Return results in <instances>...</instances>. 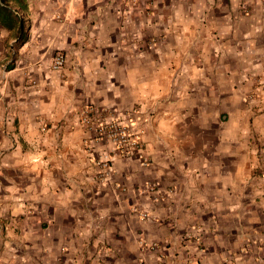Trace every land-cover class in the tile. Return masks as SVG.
I'll list each match as a JSON object with an SVG mask.
<instances>
[{
	"label": "crops",
	"instance_id": "0c3cea01",
	"mask_svg": "<svg viewBox=\"0 0 264 264\" xmlns=\"http://www.w3.org/2000/svg\"><path fill=\"white\" fill-rule=\"evenodd\" d=\"M112 1L0 0V264H78L87 252L110 264L141 257L159 264L155 252H141L139 238L172 241L186 227H200L190 230L200 239L187 252L192 264H264V156L250 139L260 132L264 142V112L250 125L240 105L251 89V60L213 64L210 74L189 64L184 83L158 85L161 73L139 72L138 51L126 68L109 58L127 13ZM213 1L202 11L225 47L251 49L252 27L235 9L242 0ZM8 13L12 26L3 23ZM57 51L66 54L58 71L50 68ZM198 70L204 91L188 92L200 82ZM88 106L108 109L107 118L137 106L152 111L143 139L153 165L116 155L99 179L91 156L113 146L81 123ZM144 179L158 182L154 194L165 193L164 201L140 191ZM139 205L151 217L131 212ZM98 213L101 228L93 230L90 216Z\"/></svg>",
	"mask_w": 264,
	"mask_h": 264
},
{
	"label": "rangeland",
	"instance_id": "374dc122",
	"mask_svg": "<svg viewBox=\"0 0 264 264\" xmlns=\"http://www.w3.org/2000/svg\"><path fill=\"white\" fill-rule=\"evenodd\" d=\"M109 4L113 5L112 8L114 10L127 12L125 14L126 16L121 19L122 21L120 20L121 24L119 23L125 28L124 30L122 29L123 33L112 35L115 42H117L109 46V58L114 59L117 62L116 64H124L126 68L130 66L131 61L136 59V52L138 51V59L140 60L139 72L146 74L147 70L150 69L154 70V72L161 73L160 82L158 81L156 83L158 85L161 84L163 86L162 84L167 82L166 79H169L168 81L171 80L169 82L171 87L174 83L180 81L184 83L185 78L183 73L185 74L190 68L189 64L192 68L189 70L195 71V66L197 65V68L202 70L204 74H210L213 64L225 63L227 65L229 59L231 61L235 57L250 59L253 65L251 71L253 74L252 81L249 84L251 89L246 92L244 98L240 99V105H245L248 108L249 111L246 120L249 121L250 125L256 123L257 116L264 112V76L261 75L264 72V2L261 0H242L240 8L237 2L235 9L240 12L244 10V14L247 16V18L241 20L243 23L242 26L252 27V48L244 49L241 47L235 51H231V47H225L227 43L225 37L220 36L217 29L212 27L214 18H209L205 13V11L215 6L216 3L213 0L209 2H203V0H129L127 2L124 0L123 2L117 1V3L113 0ZM153 12L155 13L154 15H152ZM186 13L192 15V17L184 16ZM163 14H168V16ZM171 14L175 16L171 17ZM63 20L60 19L59 21ZM137 26L140 27V33H131L132 30H136ZM186 63H188V66ZM163 69H167L165 74L167 76L162 74ZM199 70L196 79L200 80L196 81L200 82L196 84L191 83L193 87L194 85L196 87L186 88L188 92L192 90V92L198 91L202 93L204 91L200 77L201 72ZM197 86H200V90H197ZM236 105L238 106L239 102ZM210 106L213 113L219 108H216L213 102H211ZM139 107H133L131 110H136L137 113L134 117V127L142 130V133H140V153L142 157H137L136 155L119 157L137 159L142 167L147 168L153 165V158L147 151L143 136L152 127L154 115L152 111H148V109L142 110ZM236 108L238 109V107ZM220 110L224 111L223 106ZM228 118L229 114L227 112L220 114L221 121H228ZM243 120L244 114L236 113L235 121L240 122ZM89 132L94 139V132ZM261 138L260 132H253L250 138L258 159L264 156V142ZM155 140H160V137L156 135ZM101 141L106 140L102 139ZM94 157L96 156H91L92 161ZM92 165L94 166L93 163ZM95 171L99 179L104 180L108 176L107 174L106 177H103L99 168L95 167ZM259 175L261 177L264 176L262 173H259ZM142 181L141 192L148 190L152 194L150 195L151 199L154 198L159 202L165 200V193L154 194V191L157 190L154 183H158L157 181L147 179ZM167 192L171 194L174 191L170 189ZM139 206L133 207L131 212L136 213L142 221L151 217L147 208L145 209L143 206ZM99 214L90 216L93 230L101 228L98 226L100 221ZM195 228L200 230V227H189L188 229L186 227L184 228V232L173 233L172 237L174 236L175 239L172 241H148L146 238L140 237L139 245L141 252H155L157 257H159V264H192L188 261L190 254H187V252L193 246V243H198L197 245L200 247V243L196 241H200V239L193 235L195 232L190 231ZM78 261V264H110L102 256L96 257L95 255H89L88 252L81 254ZM137 264H148V262L145 257H141Z\"/></svg>",
	"mask_w": 264,
	"mask_h": 264
},
{
	"label": "built area",
	"instance_id": "2783aa9c",
	"mask_svg": "<svg viewBox=\"0 0 264 264\" xmlns=\"http://www.w3.org/2000/svg\"><path fill=\"white\" fill-rule=\"evenodd\" d=\"M66 54L63 51L55 52L51 63V70H60L65 66ZM111 112L108 109L88 106L80 112V121L87 131H93L95 141L106 140L112 144L111 154L93 158V164L99 168L103 177L107 176L114 157H129L141 155L140 133L141 129L134 127L136 110H131L123 118H107ZM114 116V114H110Z\"/></svg>",
	"mask_w": 264,
	"mask_h": 264
},
{
	"label": "trees",
	"instance_id": "16d2710c",
	"mask_svg": "<svg viewBox=\"0 0 264 264\" xmlns=\"http://www.w3.org/2000/svg\"><path fill=\"white\" fill-rule=\"evenodd\" d=\"M9 15V13L7 14V17L5 16V20L6 21H4L3 23H5L6 25H8V26H12V19H11V17L10 16H8Z\"/></svg>",
	"mask_w": 264,
	"mask_h": 264
}]
</instances>
